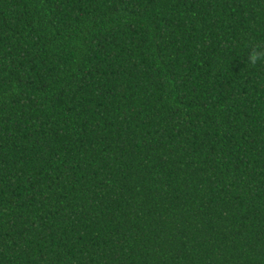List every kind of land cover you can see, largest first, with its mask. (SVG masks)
<instances>
[{
  "label": "trees",
  "instance_id": "1",
  "mask_svg": "<svg viewBox=\"0 0 264 264\" xmlns=\"http://www.w3.org/2000/svg\"><path fill=\"white\" fill-rule=\"evenodd\" d=\"M264 0H0V264H264Z\"/></svg>",
  "mask_w": 264,
  "mask_h": 264
},
{
  "label": "clouds",
  "instance_id": "2",
  "mask_svg": "<svg viewBox=\"0 0 264 264\" xmlns=\"http://www.w3.org/2000/svg\"><path fill=\"white\" fill-rule=\"evenodd\" d=\"M264 60V50H260V51H253V53L251 54L250 58H249V62L252 65H256L258 62Z\"/></svg>",
  "mask_w": 264,
  "mask_h": 264
}]
</instances>
